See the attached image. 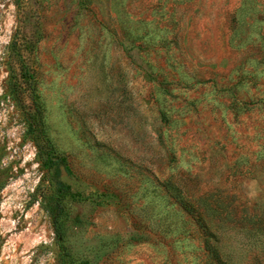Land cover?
Listing matches in <instances>:
<instances>
[{"label": "rangeland", "instance_id": "rangeland-1", "mask_svg": "<svg viewBox=\"0 0 264 264\" xmlns=\"http://www.w3.org/2000/svg\"><path fill=\"white\" fill-rule=\"evenodd\" d=\"M33 95L74 263L197 264L170 184L264 211V0H0V264H62Z\"/></svg>", "mask_w": 264, "mask_h": 264}, {"label": "trees", "instance_id": "trees-1", "mask_svg": "<svg viewBox=\"0 0 264 264\" xmlns=\"http://www.w3.org/2000/svg\"><path fill=\"white\" fill-rule=\"evenodd\" d=\"M246 27L251 31V26L245 25ZM22 69L24 74L31 79L26 66H22ZM33 103L35 106L34 117L28 126L27 134L35 133V137H41L44 142V147L41 148L42 168L49 176L53 195L52 206L44 209L52 219L55 242L60 248V262L76 264L72 261L64 245L65 232L61 223L64 214L62 201L71 195V191L60 179V174L61 170L69 172L68 164L63 158L53 157V144L45 136L42 111L36 95H33ZM171 140L170 150L174 154L175 139ZM162 191L164 197L174 200L177 213L186 218L184 224L187 226V231L190 232L192 229L198 231L203 252L196 256L197 264H233V259L229 254H226V247L223 243L224 233L227 230L237 231V234L250 238L252 240L249 254L251 264H264V211L255 213L251 209H247L244 204H237L229 194L219 189L195 190L188 187L181 190L170 184L165 186Z\"/></svg>", "mask_w": 264, "mask_h": 264}]
</instances>
